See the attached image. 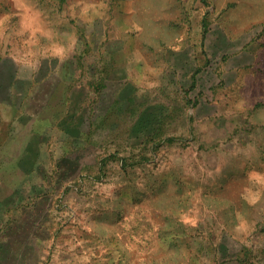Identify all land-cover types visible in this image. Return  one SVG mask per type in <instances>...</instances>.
I'll return each instance as SVG.
<instances>
[{
	"label": "rangeland",
	"instance_id": "374dc122",
	"mask_svg": "<svg viewBox=\"0 0 264 264\" xmlns=\"http://www.w3.org/2000/svg\"><path fill=\"white\" fill-rule=\"evenodd\" d=\"M8 56L0 264H264V0H0Z\"/></svg>",
	"mask_w": 264,
	"mask_h": 264
},
{
	"label": "trees",
	"instance_id": "16d2710c",
	"mask_svg": "<svg viewBox=\"0 0 264 264\" xmlns=\"http://www.w3.org/2000/svg\"><path fill=\"white\" fill-rule=\"evenodd\" d=\"M8 63L11 64L13 62L7 58H0V99L2 98V101H3V98H5L4 101L8 100L7 97H9V87L11 85L10 82H11V80H15L16 77L18 76V70L16 67H14V65H13L14 63L10 65V68L11 67L12 68H11L10 72L6 75L5 69H7V68H5V65ZM48 63L49 62L47 60L43 61L42 64L39 66V68L34 72L32 77L30 78V80L27 81L28 82L27 87H29V89L31 87H33L34 85H40L37 89L33 90L32 93L33 92L36 93V91L39 88L43 87L44 85L46 86L50 82V78L54 77L53 73L48 72L49 71L47 68L49 65ZM18 82H15L16 85ZM56 82L57 81L52 82V83H54L52 85V87L56 86V84H57ZM82 87L83 86H80V85H78V86L73 85L74 95H73V99H71L73 101V145L75 146L74 154L77 152H81L82 150H84L86 148L87 143L81 139L83 136L89 137L88 142H90V143L93 142L91 140L92 131H91L90 124L92 122L89 121V112H88V110H84L83 108H80L81 107L80 103L82 100L80 99L81 97H79V96H81L80 93H82V89H83ZM4 89H5V92H3ZM100 104L103 105V102L98 103L99 107L101 106ZM107 107H108L107 105H105V106L103 105V108H107ZM92 109H93V107H92ZM87 120L89 121V125H86ZM141 131L143 132V134L145 132H148L147 134H149V135L152 133V130H150L146 126H143L141 128ZM126 160L127 159L123 158L122 167L124 166ZM56 165H57V163H56ZM76 165H77V159H76ZM63 172H65V170L64 171L60 170V174ZM31 226L34 227L33 225H31Z\"/></svg>",
	"mask_w": 264,
	"mask_h": 264
},
{
	"label": "crops",
	"instance_id": "0c3cea01",
	"mask_svg": "<svg viewBox=\"0 0 264 264\" xmlns=\"http://www.w3.org/2000/svg\"><path fill=\"white\" fill-rule=\"evenodd\" d=\"M2 58H3V57H2ZM5 58L9 59V60L12 61L13 63L15 62L14 59H12V57H10V56L5 57ZM14 64H15V63H14ZM17 70H18V68H17ZM71 103L73 104V101H72ZM72 137H73V135H72ZM93 138H94V137H93V134H92V138H91L92 141H93ZM93 146H94V145H88V146H86V148H87V147H88V148H89V147H93ZM86 148H85V149H86Z\"/></svg>",
	"mask_w": 264,
	"mask_h": 264
}]
</instances>
